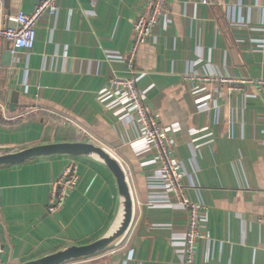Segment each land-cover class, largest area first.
<instances>
[{
    "label": "crops",
    "instance_id": "0c3cea01",
    "mask_svg": "<svg viewBox=\"0 0 264 264\" xmlns=\"http://www.w3.org/2000/svg\"><path fill=\"white\" fill-rule=\"evenodd\" d=\"M4 1L8 14L31 12L39 2ZM169 2L170 16L160 18L132 66L121 56L131 48L143 0H58L57 13L38 21L32 49L15 54L9 41L0 43V99L15 103L14 115L37 109L25 121L0 115V146L93 139L129 166L135 214L125 238L64 264H181L182 242L173 233L185 230L187 208L148 205L154 166L141 161L151 154L134 153L133 122L116 119L98 100L111 77L140 73L146 102L175 127L186 193L206 207L197 264H264V89L208 81L214 99L196 109L199 82L185 79L189 71L264 79V0ZM69 161L77 163L79 180L48 212L52 183ZM119 206L114 175L96 159L57 155L0 166V264L92 241L109 230Z\"/></svg>",
    "mask_w": 264,
    "mask_h": 264
},
{
    "label": "built area",
    "instance_id": "2783aa9c",
    "mask_svg": "<svg viewBox=\"0 0 264 264\" xmlns=\"http://www.w3.org/2000/svg\"><path fill=\"white\" fill-rule=\"evenodd\" d=\"M96 0H92L95 2ZM144 8L133 23V39L130 50L121 56L132 66L139 47L152 35L154 27L162 16H170L169 0H143ZM208 2V0H203ZM58 11V0H39L31 12L19 9L14 14L5 10V1L0 0V43L10 42L13 52L17 54L23 49H32L37 36V23L45 14L54 15ZM142 73L136 76H113L111 85L103 88L98 94V100L118 120H129L137 129V137L131 141V147L137 156L151 154L143 158V166L153 165V172L148 182L150 206H184L188 211V223L182 232L173 233L174 238H180L181 264H197V246L205 236L204 223L207 219L206 207L202 202L194 201L186 193L182 182L184 166L176 155L177 137L175 127L171 123L162 122L159 114L146 102L147 89L138 87ZM185 79L197 80L194 87V105L196 109L208 108L214 99L213 93L206 90L208 81L229 82L228 89H239L242 83H254L258 89H264V79L230 78L222 75H203L187 72ZM201 84V85H200ZM36 108L26 106L17 114L9 113V104L0 99V115L5 120H19L31 115ZM82 133L91 137L85 128ZM191 133L197 128H191ZM127 170L129 166L125 164ZM129 172V170H128ZM79 180L78 165L69 161L60 175L52 183L48 212H55L65 201L68 192ZM3 251L0 238V252Z\"/></svg>",
    "mask_w": 264,
    "mask_h": 264
},
{
    "label": "water",
    "instance_id": "95a60500",
    "mask_svg": "<svg viewBox=\"0 0 264 264\" xmlns=\"http://www.w3.org/2000/svg\"><path fill=\"white\" fill-rule=\"evenodd\" d=\"M9 106L11 111L15 109L14 102ZM57 155L92 158L104 164L116 180L120 200L118 214L109 230L102 236L85 243H69L51 252L27 259L20 264H64L95 256L119 244L132 225L135 214V196L127 167L109 148L93 139L60 140L22 147L0 146V166Z\"/></svg>",
    "mask_w": 264,
    "mask_h": 264
},
{
    "label": "rangeland",
    "instance_id": "374dc122",
    "mask_svg": "<svg viewBox=\"0 0 264 264\" xmlns=\"http://www.w3.org/2000/svg\"><path fill=\"white\" fill-rule=\"evenodd\" d=\"M22 120L25 121L24 119H22ZM77 135H78V136H82V133L80 132V130H79V132H78ZM57 136H60V135L58 134Z\"/></svg>",
    "mask_w": 264,
    "mask_h": 264
},
{
    "label": "trees",
    "instance_id": "16d2710c",
    "mask_svg": "<svg viewBox=\"0 0 264 264\" xmlns=\"http://www.w3.org/2000/svg\"><path fill=\"white\" fill-rule=\"evenodd\" d=\"M9 113L12 114V115L14 114V112H12V111H9Z\"/></svg>",
    "mask_w": 264,
    "mask_h": 264
}]
</instances>
